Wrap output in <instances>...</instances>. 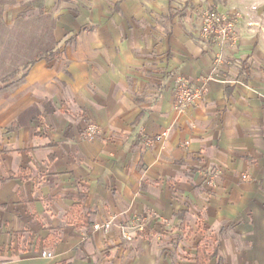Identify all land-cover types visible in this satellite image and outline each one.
<instances>
[{
    "label": "crops",
    "instance_id": "crops-1",
    "mask_svg": "<svg viewBox=\"0 0 264 264\" xmlns=\"http://www.w3.org/2000/svg\"><path fill=\"white\" fill-rule=\"evenodd\" d=\"M28 1L0 0V27L50 31L0 89V264H195L200 226L210 264H264V9L221 47L199 36L216 0Z\"/></svg>",
    "mask_w": 264,
    "mask_h": 264
},
{
    "label": "built area",
    "instance_id": "built-area-1",
    "mask_svg": "<svg viewBox=\"0 0 264 264\" xmlns=\"http://www.w3.org/2000/svg\"><path fill=\"white\" fill-rule=\"evenodd\" d=\"M241 15L237 11L221 12L212 9H204L202 11V25L200 28L199 36L203 41H208L210 37H214L221 47L235 46L238 42L239 36L236 33V25L239 22ZM222 58L218 54L215 57V67L208 73L201 83L192 88L186 79H178L177 87L175 89V107L178 112H184L190 105H192L202 94H204L209 87L211 81L217 79L219 67L222 63ZM100 134L99 126L96 123H89L85 129V137L89 140L95 139ZM163 135H158L155 139H148V143H153L155 140H161ZM247 177V175H244ZM113 220L109 219L102 223L93 225L94 230H108L113 225ZM136 231H143L145 223L142 218H137L135 223L131 226ZM125 228V227H124ZM132 239V236H126ZM41 256L45 258H52L53 253L49 250H43Z\"/></svg>",
    "mask_w": 264,
    "mask_h": 264
},
{
    "label": "rangeland",
    "instance_id": "rangeland-1",
    "mask_svg": "<svg viewBox=\"0 0 264 264\" xmlns=\"http://www.w3.org/2000/svg\"><path fill=\"white\" fill-rule=\"evenodd\" d=\"M219 6L208 9L222 12L237 11L241 18L258 16L263 18L264 0H216ZM260 11V14H259ZM28 22L18 21L12 26L0 27V82L10 80L9 75L16 71L22 75L29 60L36 56L40 43L48 38L50 31H42L36 26V14L28 16ZM37 21V20H36ZM168 239V238H167Z\"/></svg>",
    "mask_w": 264,
    "mask_h": 264
},
{
    "label": "trees",
    "instance_id": "trees-1",
    "mask_svg": "<svg viewBox=\"0 0 264 264\" xmlns=\"http://www.w3.org/2000/svg\"><path fill=\"white\" fill-rule=\"evenodd\" d=\"M12 2V1H11ZM9 2V3H11ZM44 0H32L25 2L24 4L27 5H35V6H41L43 4ZM7 3V2H6ZM5 2L1 3L0 6V17L2 16L4 6L6 4ZM46 52L45 48L41 47L38 50L37 57H41ZM7 86V83L0 84V89ZM5 179H0V183ZM76 208H74L73 211H75ZM179 218L181 219L180 227L182 229L186 228V212L181 211L179 213ZM200 232L202 234L201 240L197 244L196 249V255H195V264H210L211 260L218 256V249L215 245V242L218 240L217 236H206V229L202 226H200Z\"/></svg>",
    "mask_w": 264,
    "mask_h": 264
}]
</instances>
